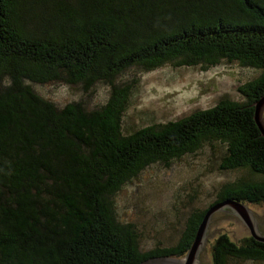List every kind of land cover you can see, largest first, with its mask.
Returning <instances> with one entry per match:
<instances>
[{
	"label": "trees",
	"instance_id": "1",
	"mask_svg": "<svg viewBox=\"0 0 264 264\" xmlns=\"http://www.w3.org/2000/svg\"><path fill=\"white\" fill-rule=\"evenodd\" d=\"M226 59L260 70L239 87L244 100L165 124L122 131L131 67L202 69ZM99 82L107 101L58 106L35 84ZM264 95V0H0V264H140L182 258L207 210L193 212L174 245L142 251L131 223L116 220L112 199L155 163L226 149L219 168L260 179L226 184L227 198L264 202V137L254 103ZM210 204V206L212 205ZM264 259V243L217 235L212 264Z\"/></svg>",
	"mask_w": 264,
	"mask_h": 264
},
{
	"label": "rangeland",
	"instance_id": "2",
	"mask_svg": "<svg viewBox=\"0 0 264 264\" xmlns=\"http://www.w3.org/2000/svg\"><path fill=\"white\" fill-rule=\"evenodd\" d=\"M259 75L257 68L226 59L207 69L175 67L170 62L150 71L131 67L117 80L132 84L122 131L129 134L143 126L178 120L195 110L213 107L224 98L243 101L239 87ZM34 89L60 107L80 101L88 109H93L107 101L110 86L99 82L85 91L81 84L55 82L35 84ZM225 151L220 144L207 143L195 153L174 159L170 166L162 163L150 165L113 196L115 218L121 223L134 225L140 250L174 245L188 217L195 211L208 208L218 199L226 184L261 178L245 168L220 169ZM248 204L264 234V202ZM222 232L236 242L250 235L248 228L233 215L232 209L215 213L199 264H212L211 245ZM229 264H264V261L232 259Z\"/></svg>",
	"mask_w": 264,
	"mask_h": 264
},
{
	"label": "water",
	"instance_id": "3",
	"mask_svg": "<svg viewBox=\"0 0 264 264\" xmlns=\"http://www.w3.org/2000/svg\"><path fill=\"white\" fill-rule=\"evenodd\" d=\"M254 121L264 137V95L254 104ZM232 209L235 215L249 230L250 236L256 241L264 243V234L259 230L258 221L254 211L248 203L237 199L227 198L209 206L198 226L195 238L182 258L156 257L141 262L140 264H199V256L208 240L207 230L213 215L217 212Z\"/></svg>",
	"mask_w": 264,
	"mask_h": 264
},
{
	"label": "flooded vegetation",
	"instance_id": "4",
	"mask_svg": "<svg viewBox=\"0 0 264 264\" xmlns=\"http://www.w3.org/2000/svg\"><path fill=\"white\" fill-rule=\"evenodd\" d=\"M255 240V239H254ZM232 259H240V260H250V261H264V259L262 258V259H259V258H256V257H235V258H231V257H229V259H228V264H229V262L232 260Z\"/></svg>",
	"mask_w": 264,
	"mask_h": 264
}]
</instances>
